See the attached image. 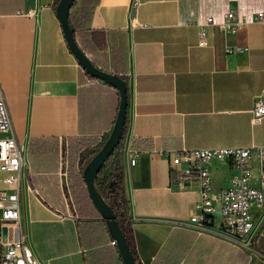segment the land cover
I'll return each instance as SVG.
<instances>
[{
	"label": "crops",
	"instance_id": "1",
	"mask_svg": "<svg viewBox=\"0 0 264 264\" xmlns=\"http://www.w3.org/2000/svg\"><path fill=\"white\" fill-rule=\"evenodd\" d=\"M53 2L0 0V98L17 140L27 148L22 185L45 216L39 219L34 208L20 203L21 217L29 241L37 221L66 223L74 234L72 254L84 264L86 254L90 264H123L93 204L86 202L79 215L74 204L59 199L69 198L71 181L77 184L82 173L77 163L70 180L62 153L82 140L94 141L91 148L105 142L119 92L79 65ZM231 10L247 23L227 34L219 23ZM258 10H264V0H100L88 26L76 31L88 58L128 84L125 135L139 157L134 167L123 160V172L139 264H264L255 249L250 253L221 234L218 211L209 228L189 222L199 184L181 180L188 166L173 165L162 154L264 146V116L255 121L252 113L256 98L264 103V24L253 18ZM207 17L213 24L206 26L208 45L201 47L199 24ZM234 47L245 50L229 53ZM36 139L43 142L30 150ZM210 173L213 192L229 186L228 163L212 162Z\"/></svg>",
	"mask_w": 264,
	"mask_h": 264
},
{
	"label": "built area",
	"instance_id": "2",
	"mask_svg": "<svg viewBox=\"0 0 264 264\" xmlns=\"http://www.w3.org/2000/svg\"><path fill=\"white\" fill-rule=\"evenodd\" d=\"M29 15L34 16L36 12L30 11ZM253 18L264 24V10L254 12ZM246 23L237 11L231 10L219 25L225 33L232 34ZM210 24H213L212 17L199 24L198 45L201 47L208 45L206 26ZM244 50L234 47L228 52ZM252 113L255 121L264 116L261 98H256ZM122 154L126 164L136 165L139 152L126 135ZM162 154L173 165L185 163L188 166L179 174L181 180L195 179L199 184L195 213L189 222L209 228L213 226V212L218 211L221 234L250 246L264 222V146L183 149ZM214 161L228 163L233 172L229 186L216 192L212 189L210 173V164ZM26 171L27 148L17 140L6 102L0 98V172L4 184L0 188V264H42L33 251L26 223L21 217L20 194ZM4 228L7 230L5 239ZM110 243L116 245L113 240Z\"/></svg>",
	"mask_w": 264,
	"mask_h": 264
},
{
	"label": "trees",
	"instance_id": "3",
	"mask_svg": "<svg viewBox=\"0 0 264 264\" xmlns=\"http://www.w3.org/2000/svg\"><path fill=\"white\" fill-rule=\"evenodd\" d=\"M59 0H54L53 6L56 8V5ZM100 0H76L69 11L68 21L71 27V30L76 35V31L79 29L86 28L91 20L93 11L97 4H99ZM79 6L75 7L76 4ZM123 78V77H121ZM126 80L125 78H123ZM129 98V93H128ZM128 124V115L126 116V121L124 125L123 135L120 139V142L117 144L109 158L102 165L100 171L98 172L95 178V184L98 192L102 196V198L107 202V204L112 208L116 219L119 223V226L126 237L127 243L132 251L133 257L135 259L136 264L138 262V256L134 245L131 242L130 237V228L128 227L129 221V204L125 196V188H124V172H123V139L127 130ZM43 142V139H36L31 141L29 145L30 150H37L39 146L37 144ZM70 142V140H69ZM94 141L82 140L81 142H76L73 149L71 148V144L67 146V160L69 162L68 167V175L69 179L73 177L75 172V160L78 158L81 165V175L79 178V182L76 184L71 181V187L73 191V195L77 204L78 213L83 214L82 210L85 208L86 202L92 205L91 199L88 195V191L83 180V172L87 163L92 159V157L98 152L102 145L98 146V148H94L88 153V156H81V152L83 149L90 150ZM64 148V146H63ZM70 179V180H71ZM82 242L84 243V235L82 233V228H80ZM258 236L251 243V247L254 248L257 252H259L264 257V249L257 243ZM117 248L116 245H113ZM86 264H90V259L88 254H86L85 258Z\"/></svg>",
	"mask_w": 264,
	"mask_h": 264
},
{
	"label": "water",
	"instance_id": "4",
	"mask_svg": "<svg viewBox=\"0 0 264 264\" xmlns=\"http://www.w3.org/2000/svg\"><path fill=\"white\" fill-rule=\"evenodd\" d=\"M75 1L76 0H59L55 8L67 46L79 65L89 76L107 83L119 92L118 112L113 128L101 148L85 166L83 180L93 206L104 219L107 231L111 239L115 241L123 264H136L132 251L119 226L114 211L102 198L95 184V178L98 172L120 142L123 135L128 107V84L127 81L119 75L98 68L78 45L68 21L70 8ZM6 231V228H4L3 239L6 238Z\"/></svg>",
	"mask_w": 264,
	"mask_h": 264
},
{
	"label": "rangeland",
	"instance_id": "5",
	"mask_svg": "<svg viewBox=\"0 0 264 264\" xmlns=\"http://www.w3.org/2000/svg\"><path fill=\"white\" fill-rule=\"evenodd\" d=\"M94 148H90V150L83 149L81 152V156H88V153ZM79 158V157H78ZM75 160V163H79V159ZM62 169L68 174L69 162L67 160V153H62L61 157ZM81 170V165H80ZM4 184L2 182V175L0 173V188H3ZM70 187V186H69ZM66 188V187H65ZM71 188V187H70ZM69 198L61 197L59 199L63 200V203L71 202L74 204V208L78 210L77 204L73 195V191L69 189ZM34 194L30 193L26 186L22 185L21 194H20V203L21 205H29L30 210L36 211V217L39 219L44 218L45 216L41 211H38L34 204ZM57 199V198H56ZM35 215V212H34ZM41 218H40V217ZM43 222H35L30 226V243L33 246V251L35 252L37 258L42 264H84L81 256H73V252L71 247L74 244V234L70 232V228L66 223H56L54 221L42 220ZM259 235L257 238V243L264 249V222L261 229L258 231ZM73 238V241L72 239ZM71 239V241H70ZM235 241V240H234ZM73 243V244H72ZM76 243V241H75ZM72 244V245H71ZM241 244V243H240ZM243 249L247 250L250 253H254V248L252 249L250 246H244L241 244ZM74 251V250H73ZM261 264V263H257Z\"/></svg>",
	"mask_w": 264,
	"mask_h": 264
}]
</instances>
